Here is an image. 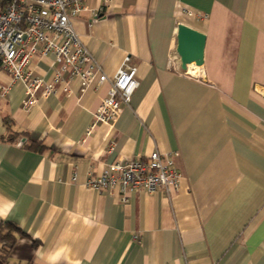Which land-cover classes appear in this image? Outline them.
<instances>
[{"label":"crops","instance_id":"obj_1","mask_svg":"<svg viewBox=\"0 0 264 264\" xmlns=\"http://www.w3.org/2000/svg\"><path fill=\"white\" fill-rule=\"evenodd\" d=\"M181 3L199 18L177 0H113L103 12L87 0L73 18L108 78L125 61L135 69L138 87L113 125L86 135L108 83L81 93L66 78L28 110L23 86H10L0 104V223L22 234L0 264H264V0ZM178 25L206 37L198 81L179 74ZM29 69L51 81L53 57L36 55ZM152 152L176 154V191L123 203L88 185Z\"/></svg>","mask_w":264,"mask_h":264},{"label":"built area","instance_id":"obj_2","mask_svg":"<svg viewBox=\"0 0 264 264\" xmlns=\"http://www.w3.org/2000/svg\"><path fill=\"white\" fill-rule=\"evenodd\" d=\"M103 12L110 10L113 0H100ZM87 0H0V75L9 84L0 85V104L11 85L20 84L26 97L22 103L28 110L38 99L56 94L55 84L66 78L77 80L80 92L109 84L106 98L100 103L87 130L88 136L100 125H113L123 107L129 105L138 87L135 69L126 61L112 78H108L95 61L73 27V18L87 11ZM178 10L187 17L199 18L196 11L177 0ZM96 17V14L94 15ZM53 57V78L46 81L32 74L31 60L36 56ZM193 69L179 74L194 80L202 77ZM173 155L152 152L129 162H115L88 185L96 192L114 189L121 202L131 194L145 192L169 194L176 191L180 174Z\"/></svg>","mask_w":264,"mask_h":264},{"label":"water","instance_id":"obj_3","mask_svg":"<svg viewBox=\"0 0 264 264\" xmlns=\"http://www.w3.org/2000/svg\"><path fill=\"white\" fill-rule=\"evenodd\" d=\"M205 41L204 34L185 25H178L176 53L181 71L188 68L203 69Z\"/></svg>","mask_w":264,"mask_h":264},{"label":"trees","instance_id":"obj_4","mask_svg":"<svg viewBox=\"0 0 264 264\" xmlns=\"http://www.w3.org/2000/svg\"><path fill=\"white\" fill-rule=\"evenodd\" d=\"M5 123L7 124L6 119ZM10 141H13V139H10ZM33 148L38 152H42L44 149L39 144H34ZM20 234L22 233L15 224L11 222L0 223V261H5L8 258L17 242V236Z\"/></svg>","mask_w":264,"mask_h":264}]
</instances>
